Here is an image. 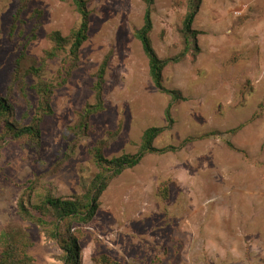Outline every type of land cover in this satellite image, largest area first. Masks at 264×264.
Here are the masks:
<instances>
[{"label": "rangeland", "instance_id": "rangeland-1", "mask_svg": "<svg viewBox=\"0 0 264 264\" xmlns=\"http://www.w3.org/2000/svg\"><path fill=\"white\" fill-rule=\"evenodd\" d=\"M88 8L89 38L53 91L39 146L2 141L0 251L8 233L24 230L34 264H64L20 204L84 196L99 172L97 149L108 160L134 155L146 130L166 128L154 146L177 150L149 154L111 181L93 219L78 226V263L107 255L120 264H264V0H200L197 37L184 31L189 0H155L159 57L181 54L188 39L186 58L164 70V87L183 97L175 102L155 87L135 37L146 0H88ZM79 24L68 0H0V96L18 124L29 125L40 107L29 87L39 77L26 72L38 68L44 81L59 83L67 54L47 58L50 35L69 37ZM106 61L97 107L95 75Z\"/></svg>", "mask_w": 264, "mask_h": 264}, {"label": "trees", "instance_id": "trees-1", "mask_svg": "<svg viewBox=\"0 0 264 264\" xmlns=\"http://www.w3.org/2000/svg\"><path fill=\"white\" fill-rule=\"evenodd\" d=\"M75 6L80 15V24L73 29L69 37H63L60 32H54L50 39L54 42L51 50L47 51V58L53 59L60 53L67 54L63 59L62 69L59 71V83L54 81H44L40 77L41 69L30 68L26 75H37L39 81L29 87L41 96L40 107L32 117L29 125L24 126L17 123L13 107L8 98L0 96V150L2 141L23 140L30 146L38 147L40 144L39 123L46 115L53 113L51 97L53 91L59 85L65 83L71 76L73 69L77 66L80 50L89 38L91 11L88 8V0H68ZM28 2V0H26ZM155 0H146V11L144 25L135 31V37L141 42L143 50L149 59L150 76L155 87L162 93L172 96V100H182L183 97L178 91H171L164 87V70L169 63L183 61L188 53L187 48L176 57L164 60L159 57L153 47L151 33L153 31V6ZM200 7V0H189V11L184 20V31L186 36L200 34L192 30L193 23ZM19 15L14 16L12 31L15 29V21ZM198 50V47H197ZM196 57V54L193 55ZM108 61L104 62L95 75L97 81L95 89L97 92V107H102V91L105 82V74ZM47 66V62L43 63ZM24 88V86H23ZM171 105L166 110V116L170 122ZM30 115H27V117ZM166 128H150L145 131L142 139V146L138 153L125 154L119 158L108 160L104 157L103 151L97 149L94 157L99 169L94 177L89 190L82 197L78 195L72 199L54 198L47 194L40 205L27 207L23 202L19 206V213L26 222L34 223L42 229L46 237L57 244L63 251L62 260L64 264H79L78 239L75 235L80 224L89 223L100 207V197L108 188L113 179L120 176L124 171L138 166L149 154H164L175 152L176 147L169 146L158 149L154 146V141ZM2 171L0 165V172ZM5 246L0 251V264H34V259L30 255L31 242L26 231L12 232L6 235ZM100 264H120L113 258L103 255L99 258Z\"/></svg>", "mask_w": 264, "mask_h": 264}]
</instances>
